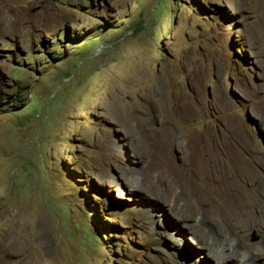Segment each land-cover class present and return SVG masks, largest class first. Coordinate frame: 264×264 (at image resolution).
Returning a JSON list of instances; mask_svg holds the SVG:
<instances>
[{
    "label": "rangeland",
    "instance_id": "374dc122",
    "mask_svg": "<svg viewBox=\"0 0 264 264\" xmlns=\"http://www.w3.org/2000/svg\"><path fill=\"white\" fill-rule=\"evenodd\" d=\"M210 136L264 157V0H0V264H215L172 208Z\"/></svg>",
    "mask_w": 264,
    "mask_h": 264
},
{
    "label": "bare ground",
    "instance_id": "6f19581e",
    "mask_svg": "<svg viewBox=\"0 0 264 264\" xmlns=\"http://www.w3.org/2000/svg\"><path fill=\"white\" fill-rule=\"evenodd\" d=\"M214 142V137L210 136L211 148L208 146L204 149L199 142L195 144V151L200 155L198 162L185 160L186 171L180 172L184 174L190 189L182 190V203L178 202L172 208L178 214L180 227L186 228V233L197 238L196 243L204 249L205 257L213 263L264 264V157L238 159L235 162L240 170L217 172L220 165H230L231 159L218 156ZM163 146V152L168 147L170 152L160 164L150 165L148 168L154 166L160 169L157 181L152 186L155 189L166 186V193L171 194L174 190L168 186L179 184L173 172L176 164L170 150L176 144L171 142ZM195 169L198 171H194ZM148 192L150 191L147 190ZM22 218H19L21 225L24 222ZM255 232L261 236L259 243H252L250 240ZM5 253L3 249L1 261L7 255ZM164 264L176 263L166 260Z\"/></svg>",
    "mask_w": 264,
    "mask_h": 264
}]
</instances>
